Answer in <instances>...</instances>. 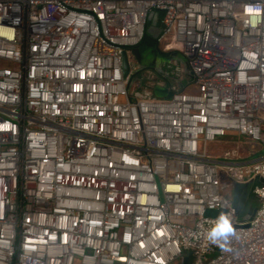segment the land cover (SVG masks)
I'll list each match as a JSON object with an SVG mask.
<instances>
[{
  "label": "built area",
  "instance_id": "2783aa9c",
  "mask_svg": "<svg viewBox=\"0 0 264 264\" xmlns=\"http://www.w3.org/2000/svg\"><path fill=\"white\" fill-rule=\"evenodd\" d=\"M258 5L0 0V264H264V157L207 152L230 135L264 151V22H243ZM156 10L194 79L169 98L130 55ZM257 176L241 223L233 186ZM220 213L228 250L204 237Z\"/></svg>",
  "mask_w": 264,
  "mask_h": 264
},
{
  "label": "water",
  "instance_id": "95a60500",
  "mask_svg": "<svg viewBox=\"0 0 264 264\" xmlns=\"http://www.w3.org/2000/svg\"><path fill=\"white\" fill-rule=\"evenodd\" d=\"M164 12L156 10L149 14L146 22L145 36L140 46L131 49L130 55L133 56L137 63L143 66H149L151 55L156 52L157 39L163 29L162 19ZM173 57L185 66L188 71L185 57L179 52H171ZM122 55V71L124 76L129 72V59L126 50L121 52ZM187 77L177 80L173 85H165L164 87L156 86L153 88V95L157 98H169L174 92L184 91L188 85L194 82L192 74L187 72ZM257 157H264V151H261ZM262 178L257 176L252 182L247 184L236 183L232 189V204L236 211L239 222H250L257 211L259 196L256 189L260 187ZM211 216L217 212H209ZM189 258L185 257L183 264H189Z\"/></svg>",
  "mask_w": 264,
  "mask_h": 264
},
{
  "label": "clouds",
  "instance_id": "9594fccd",
  "mask_svg": "<svg viewBox=\"0 0 264 264\" xmlns=\"http://www.w3.org/2000/svg\"><path fill=\"white\" fill-rule=\"evenodd\" d=\"M244 23L251 27H256L258 24L264 22V7H246L244 10ZM235 235V229L233 227L230 217L226 213H220L215 221L212 223L205 233L204 237L206 241L218 246L222 249H227V244L230 237Z\"/></svg>",
  "mask_w": 264,
  "mask_h": 264
},
{
  "label": "rangeland",
  "instance_id": "374dc122",
  "mask_svg": "<svg viewBox=\"0 0 264 264\" xmlns=\"http://www.w3.org/2000/svg\"><path fill=\"white\" fill-rule=\"evenodd\" d=\"M193 88L194 86L190 85L187 90L191 91ZM260 151L258 144L237 135L219 139L207 146V152L210 156L221 159L254 160ZM187 254L191 255L190 252Z\"/></svg>",
  "mask_w": 264,
  "mask_h": 264
},
{
  "label": "flooded vegetation",
  "instance_id": "af4514ba",
  "mask_svg": "<svg viewBox=\"0 0 264 264\" xmlns=\"http://www.w3.org/2000/svg\"><path fill=\"white\" fill-rule=\"evenodd\" d=\"M156 48V52H154L150 57L149 66H143L138 63L140 66L138 72L147 73L146 82L150 83L153 79H161L165 81V83L171 85L174 83V80L179 79L178 76L180 77L182 75L180 74L181 71L179 72L178 60L173 57L172 53L162 52L159 44H157ZM183 67L185 68L184 65H182V69ZM146 82L145 85L148 86Z\"/></svg>",
  "mask_w": 264,
  "mask_h": 264
},
{
  "label": "crops",
  "instance_id": "0c3cea01",
  "mask_svg": "<svg viewBox=\"0 0 264 264\" xmlns=\"http://www.w3.org/2000/svg\"><path fill=\"white\" fill-rule=\"evenodd\" d=\"M193 90V89H192ZM260 153V152H259Z\"/></svg>",
  "mask_w": 264,
  "mask_h": 264
},
{
  "label": "trees",
  "instance_id": "16d2710c",
  "mask_svg": "<svg viewBox=\"0 0 264 264\" xmlns=\"http://www.w3.org/2000/svg\"><path fill=\"white\" fill-rule=\"evenodd\" d=\"M169 70V69H168Z\"/></svg>",
  "mask_w": 264,
  "mask_h": 264
}]
</instances>
